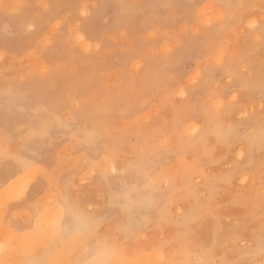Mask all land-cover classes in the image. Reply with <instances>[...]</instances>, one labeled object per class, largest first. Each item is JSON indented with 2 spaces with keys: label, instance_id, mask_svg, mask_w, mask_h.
<instances>
[{
  "label": "rangeland",
  "instance_id": "obj_1",
  "mask_svg": "<svg viewBox=\"0 0 264 264\" xmlns=\"http://www.w3.org/2000/svg\"><path fill=\"white\" fill-rule=\"evenodd\" d=\"M3 170L0 264L62 197L110 238L116 189L120 260L264 264V0H0Z\"/></svg>",
  "mask_w": 264,
  "mask_h": 264
},
{
  "label": "bare ground",
  "instance_id": "obj_2",
  "mask_svg": "<svg viewBox=\"0 0 264 264\" xmlns=\"http://www.w3.org/2000/svg\"><path fill=\"white\" fill-rule=\"evenodd\" d=\"M23 21L22 18H17L14 23L22 29L33 26ZM74 35L78 39L82 38V35L76 30ZM82 43L85 42L83 41ZM7 174H9L7 170L1 171L0 178H6ZM107 183L104 178L98 179L100 187L109 189ZM27 184H25L23 191L26 190ZM111 193L115 200L119 199L118 201L122 203L119 206L120 218L114 226L112 225V230L109 232L110 238L99 239L96 236V231L91 235H72L71 212L75 208L70 198L62 197L58 203L52 202V206L43 214L41 224L37 225L39 231L34 236L28 237V239L23 238L17 243L12 242L7 245L9 247H5L10 252L13 251L15 255L12 257L8 250L1 252V264H37L39 261H85L86 264H129L126 258L124 260L119 259V257H125V253L115 243V236L120 238L121 235L122 238L132 240L135 233V224L138 226L137 223H139V220H144L145 215L143 211H140V207L136 208L137 204L135 205V203L138 193L135 189L130 193H126V191L119 193L117 189ZM107 211L108 208H103L96 214L103 219H107V217H104L107 215ZM115 212L116 210L114 209L112 213L115 214ZM36 217L34 218L36 219ZM135 217H137V220ZM10 256L11 258L9 259ZM158 261L161 262L162 259L159 258Z\"/></svg>",
  "mask_w": 264,
  "mask_h": 264
},
{
  "label": "snow or ice",
  "instance_id": "obj_3",
  "mask_svg": "<svg viewBox=\"0 0 264 264\" xmlns=\"http://www.w3.org/2000/svg\"><path fill=\"white\" fill-rule=\"evenodd\" d=\"M72 217V235H91L102 223L103 218L97 215L88 214L78 209H74L71 212ZM41 218L38 217L37 223L41 224ZM37 264H86L85 261H67V262H55V261H39Z\"/></svg>",
  "mask_w": 264,
  "mask_h": 264
},
{
  "label": "clouds",
  "instance_id": "obj_4",
  "mask_svg": "<svg viewBox=\"0 0 264 264\" xmlns=\"http://www.w3.org/2000/svg\"><path fill=\"white\" fill-rule=\"evenodd\" d=\"M185 264H189V262H185ZM201 264H204V262H201Z\"/></svg>",
  "mask_w": 264,
  "mask_h": 264
}]
</instances>
